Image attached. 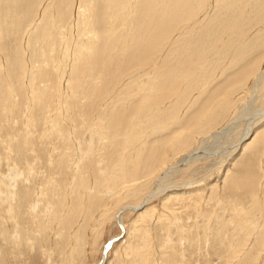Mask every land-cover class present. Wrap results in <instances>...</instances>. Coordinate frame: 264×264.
Segmentation results:
<instances>
[{"label":"rangeland","instance_id":"rangeland-1","mask_svg":"<svg viewBox=\"0 0 264 264\" xmlns=\"http://www.w3.org/2000/svg\"><path fill=\"white\" fill-rule=\"evenodd\" d=\"M0 71V264H264V0H0Z\"/></svg>","mask_w":264,"mask_h":264},{"label":"bare ground","instance_id":"bare-ground-1","mask_svg":"<svg viewBox=\"0 0 264 264\" xmlns=\"http://www.w3.org/2000/svg\"><path fill=\"white\" fill-rule=\"evenodd\" d=\"M28 2V1H27ZM28 3H30V2H28ZM28 5V4H27ZM30 5V4H29ZM41 12V11H40ZM41 16V15H40ZM173 19V18H172ZM47 20V19H46ZM240 20V19H239ZM242 21V20H241ZM246 23V22H245ZM38 24V23H37ZM46 24V23H45ZM16 25V24H15ZM32 28V27H31ZM35 28H36V25L34 24V26H33V30H32V32L33 31H35ZM240 29V28H239ZM67 31V30H66ZM66 31H65V33H66ZM31 32V30L29 31V33ZM66 35V34H65ZM54 36V35H53ZM84 36V35H83ZM92 36V35H91ZM64 38V37H63ZM92 38V37H91ZM80 39V38H79ZM211 39V38H210ZM93 40H94V38H93ZM242 41V40H241ZM241 44H243V43H241ZM238 45V44H237ZM236 45V46H237ZM82 49H86V46H84V45H82V47H81ZM25 52H26V50H25ZM72 52H70V49L67 47V43H66V40H64L63 39V48H62V55H63V60H62V62H61V66H59L58 68H57V75H58V84H59V91H62V89H61V86L63 87L64 85V83H65V81H66V83H69L68 82V77H69V72H71V70L73 69V66L74 65H76V60H77V58L76 57H72V55H73V53L71 54ZM26 54V53H25ZM19 55V54H18ZM21 55V54H20ZM24 55V54H23ZM231 55V54H230ZM22 56V55H21ZM25 56H27V55H24V57ZM74 56V55H73ZM18 58H20L19 56H17ZM17 57H16V59H17ZM22 58V57H21ZM21 60V59H20ZM25 60V59H24ZM5 61V60H4ZM3 61V62H4ZM26 61V60H25ZM21 62V61H20ZM19 63V62H18ZM24 63V61H22V64ZM21 64V63H20ZM20 64H18V65H20ZM238 65V64H237ZM2 66V65H1ZM28 66V65H27ZM26 66V67H27ZM2 67H5V66H2ZM1 67V68H2ZM17 67V66H16ZM21 67H23L22 65H21ZM6 68V67H5ZM5 68H3V70H5ZM20 68V67H19ZM213 68H214V66H213ZM17 69V68H16ZM8 70V69H7ZM23 70V69H22ZM27 70V69H26ZM2 71V70H1ZM0 71V72H1ZM21 71V70H20ZM257 71V70H256ZM3 72V71H2ZM1 72V73H2ZM8 72L9 71H7V74H8ZM22 72V71H21ZM24 72H26V71H24ZM24 72H22V74L24 73ZM30 72H32V70H31V68H30V70H29V74H25L24 75V78H25V81H26V83H27V86L28 87H33V83H34V80L37 78L36 76H37V72H32V74L30 73ZM4 73V72H3ZM28 73V72H27ZM1 75V74H0ZM5 75H6V73H5ZM8 76V75H7ZM20 76H21V74H20ZM9 77V76H8ZM7 77V78H8ZM262 77V76H261ZM5 78V77H4ZM1 80V79H0ZM6 80V79H5ZM20 80H22V79H20ZM10 81V80H9ZM24 81V80H23ZM4 82V81H3ZM7 83H8V81H6ZM11 83V82H10ZM9 83V84H10ZM22 83V82H21ZM25 82H24V84H26ZM13 84V83H12ZM11 84V85H12ZM23 84V83H22ZM8 86H10V85H8ZM1 87V86H0ZM12 86H10L9 87V93H10V91H11V93H12ZM141 88H143V87H141ZM6 89V88H5ZM28 91H30L29 89H28ZM10 93V94H11ZM14 96V95H13ZM27 96H28V94H27ZM36 96H37V92L35 93V92H33V93H29V98H28V100H34L35 98H36ZM8 97V96H7ZM12 97V96H11ZM255 133V131H252V129L250 128L246 133H245V135L243 136V138L241 139V141H240V143H239V145H238V147L240 148V150L241 149H243V150H245V148L247 147L246 145V141H247V139H250V137L253 135ZM252 138V137H251ZM264 144V139L260 142V145H263ZM191 158V155H188L186 158H185V161H186V159L188 160V159H190ZM179 165V164H178ZM263 167V166H262ZM173 169V167H169L165 172H163L162 173V177L158 180V182H157V188L152 192V195H155L157 192H161L162 191V189H163V187H165L164 186V184L162 185L161 184V181L166 177V175L167 174H169L170 172H171V170ZM20 178V177H19ZM19 178H17V180L15 181V187L13 188L14 190L16 189V187H17V185H16V183L18 182L19 183ZM29 179L27 178L26 179V181H28ZM3 183V182H2ZM2 183L0 184V186H2ZM5 188H7V187H5ZM12 190V189H10V190H8L7 189V194L5 193V195H6V197L5 198H7V201H8V208H7V210H6V212L10 215V216H12L13 215V213H14V207L16 206L15 205V202H19L18 200H17V196H16V194H17V190ZM39 191V198H40V196H41V191L40 190H38ZM26 194V193H25ZM1 195V194H0ZM152 195L150 194V196L149 197H147L145 200H144V202L140 205V206H138V207H124V208H122V210L119 212V217H118V215H117V223H118V225L120 226V228L122 227L123 229L122 230H124L125 232H126V227L124 226V223H123V219H122V215H123V212L124 211H127V210H132V211H134V212H140V211H142L144 208H145V206H146V204H147V201L149 200V198H151L152 197ZM20 198V197H19ZM22 198V197H21ZM20 198V199H21ZM22 200V199H21ZM36 201V200H35ZM35 201L33 202V203H35ZM1 202V201H0ZM3 202V201H2ZM22 202V201H21ZM20 202V203H21ZM39 202H40V200H39ZM18 204V203H17ZM31 204V203H30ZM37 205V204H36ZM19 206H20V204H19ZM18 206V207H19ZM31 206H29V208H30ZM28 208V209H29ZM35 208H36V206H35ZM34 208V209H35ZM37 209V208H36ZM122 214V215H121ZM15 219V218H14ZM113 240L114 239H112V241L105 247V249H104V252H103V256H102V259H101V261H100V263L99 264H105V262L107 261L106 260V254H107V252L109 251V249H110V246H111V243L113 242Z\"/></svg>","mask_w":264,"mask_h":264},{"label":"water","instance_id":"water-1","mask_svg":"<svg viewBox=\"0 0 264 264\" xmlns=\"http://www.w3.org/2000/svg\"><path fill=\"white\" fill-rule=\"evenodd\" d=\"M109 244V243H108Z\"/></svg>","mask_w":264,"mask_h":264}]
</instances>
